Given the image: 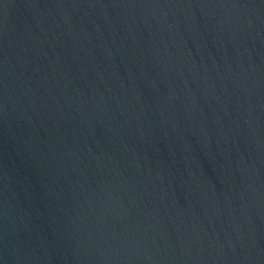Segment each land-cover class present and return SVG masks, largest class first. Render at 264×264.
Returning <instances> with one entry per match:
<instances>
[{
  "label": "water",
  "instance_id": "95a60500",
  "mask_svg": "<svg viewBox=\"0 0 264 264\" xmlns=\"http://www.w3.org/2000/svg\"><path fill=\"white\" fill-rule=\"evenodd\" d=\"M0 264H264V0H0Z\"/></svg>",
  "mask_w": 264,
  "mask_h": 264
}]
</instances>
